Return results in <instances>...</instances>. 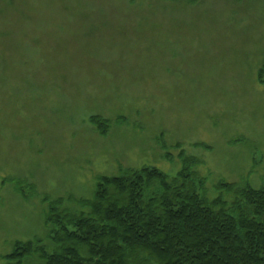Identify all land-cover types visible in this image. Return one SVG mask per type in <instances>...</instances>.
<instances>
[{"label":"rangeland","instance_id":"374dc122","mask_svg":"<svg viewBox=\"0 0 264 264\" xmlns=\"http://www.w3.org/2000/svg\"><path fill=\"white\" fill-rule=\"evenodd\" d=\"M263 65L264 0H0V264L16 241L51 250L45 197L128 167L172 176L181 150L212 194L262 185Z\"/></svg>","mask_w":264,"mask_h":264},{"label":"trees","instance_id":"16d2710c","mask_svg":"<svg viewBox=\"0 0 264 264\" xmlns=\"http://www.w3.org/2000/svg\"><path fill=\"white\" fill-rule=\"evenodd\" d=\"M90 121L102 135L110 128L100 116ZM178 157L181 168L172 176L153 166L128 167L99 176L88 198L45 197L51 250L35 236L16 241L3 258L9 264H25L32 255L40 264H264V183L219 181L212 194L197 172L199 161L183 150Z\"/></svg>","mask_w":264,"mask_h":264}]
</instances>
